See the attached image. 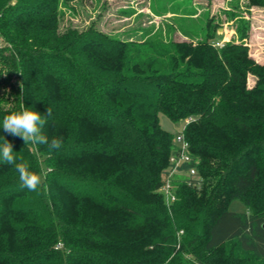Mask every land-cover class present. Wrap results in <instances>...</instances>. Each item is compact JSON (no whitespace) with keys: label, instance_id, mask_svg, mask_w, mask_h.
Segmentation results:
<instances>
[{"label":"trees","instance_id":"1","mask_svg":"<svg viewBox=\"0 0 264 264\" xmlns=\"http://www.w3.org/2000/svg\"><path fill=\"white\" fill-rule=\"evenodd\" d=\"M62 3L0 0V144L42 176L22 189L0 161V264H264V64L245 42L250 22L235 20L222 48L214 16L202 37L136 40L61 32ZM21 104L52 109L43 132L62 149L3 130ZM161 115L185 124L192 157L170 204L162 187L180 149Z\"/></svg>","mask_w":264,"mask_h":264},{"label":"rangeland","instance_id":"2","mask_svg":"<svg viewBox=\"0 0 264 264\" xmlns=\"http://www.w3.org/2000/svg\"><path fill=\"white\" fill-rule=\"evenodd\" d=\"M226 13L234 15L233 20L227 21ZM60 14L61 32L67 28L82 31L92 26L111 36L136 40L172 37L177 42L189 40L184 36L187 31L202 37L210 16L222 23L214 42L236 40L234 21L242 18L250 22L245 39L250 55L257 63L264 64V8L249 6L248 0H63ZM254 83L255 78L250 75L249 86ZM160 121L164 129L175 135L185 126L173 124L164 115ZM228 208L236 213L248 212L240 200H233Z\"/></svg>","mask_w":264,"mask_h":264},{"label":"clouds","instance_id":"3","mask_svg":"<svg viewBox=\"0 0 264 264\" xmlns=\"http://www.w3.org/2000/svg\"><path fill=\"white\" fill-rule=\"evenodd\" d=\"M51 116L52 109L50 107L45 110V115L42 116L40 112L21 104L19 110L3 117L2 128L13 137H20L25 144L46 145L50 151L59 150L64 147L63 139L53 137L49 140V137L43 132V128ZM13 153L12 143L4 139L0 144V161L14 165L22 189L37 191L42 182L41 174L30 170L27 162L17 163Z\"/></svg>","mask_w":264,"mask_h":264},{"label":"built area","instance_id":"4","mask_svg":"<svg viewBox=\"0 0 264 264\" xmlns=\"http://www.w3.org/2000/svg\"><path fill=\"white\" fill-rule=\"evenodd\" d=\"M213 44L217 48H222L224 47L225 42L215 41ZM175 142L180 149L179 155H175L171 157L170 162L172 164V169L170 170V173L165 179L164 185L162 187V192L164 193L167 204H170L176 200L174 189L177 184L175 178L176 176L183 174L182 171L180 170V166L183 163L189 164L192 161V157L188 154L189 144L184 139L183 130L176 135ZM185 176L188 178H196L197 177L196 169L195 168L189 169V171L185 174Z\"/></svg>","mask_w":264,"mask_h":264}]
</instances>
